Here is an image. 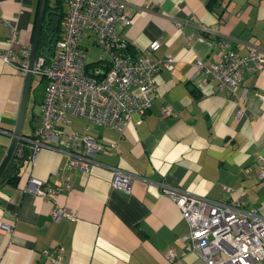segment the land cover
I'll return each instance as SVG.
<instances>
[{
    "label": "crops",
    "instance_id": "1",
    "mask_svg": "<svg viewBox=\"0 0 264 264\" xmlns=\"http://www.w3.org/2000/svg\"><path fill=\"white\" fill-rule=\"evenodd\" d=\"M123 1L130 24L121 34L130 51L155 60L171 55L172 68L157 73V95L142 122L134 116L122 133L77 117L64 127L87 131L103 143L87 172L67 173L71 189L42 197L27 188L31 177L43 181L44 190L60 183L56 172L66 158L48 149L23 165L16 184L0 183V221L13 224L11 232L0 228V264H167L168 249L180 257L169 264H206L185 250L180 238L189 226L161 191L164 185L213 200L244 199L247 208L264 213V187L254 164L258 154L264 156V68L245 71L237 83L243 114L235 118L234 102L194 67L197 58L219 59V40L239 56L254 47L264 51V0ZM39 5L40 0H0V18L18 13L21 45H32ZM7 36L0 19V53ZM154 40L160 46L149 51ZM35 77L21 135H30L40 120L45 82ZM25 83L26 74L0 56V162L17 125ZM165 107L170 115L163 114ZM115 168L134 173L130 194L111 186ZM59 207L75 217L53 219ZM56 247L63 255L51 262L44 251Z\"/></svg>",
    "mask_w": 264,
    "mask_h": 264
},
{
    "label": "built area",
    "instance_id": "2",
    "mask_svg": "<svg viewBox=\"0 0 264 264\" xmlns=\"http://www.w3.org/2000/svg\"><path fill=\"white\" fill-rule=\"evenodd\" d=\"M125 6L123 0H66L62 31L52 55L48 59L36 55L31 67L32 45H21L17 40L18 13L0 18L8 31L1 58L45 82L39 123L30 135L18 137L14 154L21 157L28 152L29 161H33L39 150L48 149L66 158L65 166L56 172L60 183L55 188L44 190L43 181L29 179L27 188L36 195L45 197L71 189L67 173L76 169L87 172L103 148V143L87 131L64 129L73 117L122 133L134 116L137 123L142 122L157 95V73L172 68L171 55L155 60L149 54L130 51L121 34L122 28L130 24ZM92 35L100 56L88 62L82 38ZM159 46V41H151L148 50L155 51ZM215 46L221 51L219 59L207 63L197 58L195 73L202 74L204 82L215 81L217 90L234 102V117L239 118L243 103L235 87L245 71L264 68V51L254 47L247 55L239 56L224 40ZM171 113V108H164V115ZM254 164L257 183L264 187V156L258 154ZM133 177L134 173L115 168L111 186L130 194ZM161 191L174 201L188 223V233L180 238L185 250L195 252L206 264H252L264 260V213L260 207L247 208L244 199L213 200L179 187L164 185ZM51 214L53 219L75 217L64 207L53 209ZM0 228L11 232L13 224L0 221ZM44 254L51 262L58 261L63 248L45 250ZM179 260L174 249L165 252L167 264Z\"/></svg>",
    "mask_w": 264,
    "mask_h": 264
},
{
    "label": "trees",
    "instance_id": "3",
    "mask_svg": "<svg viewBox=\"0 0 264 264\" xmlns=\"http://www.w3.org/2000/svg\"><path fill=\"white\" fill-rule=\"evenodd\" d=\"M64 1L55 0L54 4H50V0H47L46 3L37 55H43L47 59L52 55L55 41L62 31ZM27 162H29L28 152L21 157L13 153L0 176V183L16 184L20 177V170Z\"/></svg>",
    "mask_w": 264,
    "mask_h": 264
},
{
    "label": "water",
    "instance_id": "4",
    "mask_svg": "<svg viewBox=\"0 0 264 264\" xmlns=\"http://www.w3.org/2000/svg\"><path fill=\"white\" fill-rule=\"evenodd\" d=\"M46 3L47 0H40V5H39V11L37 15V20H36V26H35V31H34V38L32 42V48H31V54H30V67L32 66L35 57L37 55V48H38V42H39V37H40V32L43 24V18H44V13H45V8H46ZM32 74L31 72L26 73V83L24 87V92H23V97H22V102H21V107H20V112H19V117L17 121V125L15 127V130L12 133V140L7 148V151L5 153V156L0 162V176L5 169L7 163L9 162L11 156L14 153V149L17 143L18 137L21 135L20 134V129H21V123L23 120L24 116V110H25V105H26V100L29 92V86H30V80H31Z\"/></svg>",
    "mask_w": 264,
    "mask_h": 264
},
{
    "label": "rangeland",
    "instance_id": "5",
    "mask_svg": "<svg viewBox=\"0 0 264 264\" xmlns=\"http://www.w3.org/2000/svg\"><path fill=\"white\" fill-rule=\"evenodd\" d=\"M53 2H54V0H53ZM92 40H93V35L91 37L84 36L82 38V44L84 46L87 45L86 53H87L88 62H94L100 56V49L92 43ZM35 82L37 83L36 77H35ZM42 91H43V84L38 86L37 89H36V97H37L38 100L40 99ZM255 263H262V261H256V262H254L252 264H255Z\"/></svg>",
    "mask_w": 264,
    "mask_h": 264
}]
</instances>
